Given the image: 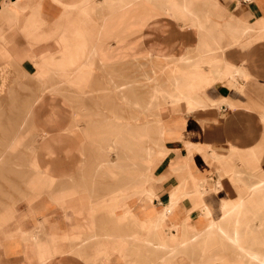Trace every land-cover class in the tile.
<instances>
[{
  "label": "crops",
  "instance_id": "obj_1",
  "mask_svg": "<svg viewBox=\"0 0 264 264\" xmlns=\"http://www.w3.org/2000/svg\"><path fill=\"white\" fill-rule=\"evenodd\" d=\"M92 2L100 5L102 0H0V58L8 50L15 66L34 80H51L48 86L55 87L62 78L56 66L71 56L68 32L85 30L84 23L76 26L66 16L85 15ZM212 4L213 14L222 21H213L208 29L227 32L222 42L227 48L212 68L203 70L208 74H197L198 86L191 87L190 95L205 106L189 112L193 104L182 101L181 111L176 105L173 118L167 119L170 124L163 122L165 144L175 152L159 161L157 181L134 184L133 166L128 165L131 151L130 156L126 151L120 181L89 176L90 152L72 132L87 131L80 125L83 119L75 120L71 102L47 94L31 131L38 146L35 178L43 181L34 189L43 187L44 192L25 202L24 210L21 202L13 204L17 218L0 228V264H182L184 257L192 264H214L213 247L197 246L198 231L192 224L203 227L220 218L223 205L246 203L251 190L264 181V0ZM168 19L158 17L145 29L142 47L161 48L175 57L187 51L195 55L197 30ZM85 41L89 48L100 44ZM52 110L56 117L49 121ZM40 126L48 129L45 134ZM60 150L72 160L65 174H59L56 162ZM246 159L257 164L255 172L244 166ZM240 187L247 191L240 193ZM149 190L154 198L143 194ZM135 192L141 194L134 197ZM4 206L5 201L0 210ZM203 206L212 213L201 214ZM255 233L261 237V231Z\"/></svg>",
  "mask_w": 264,
  "mask_h": 264
},
{
  "label": "rangeland",
  "instance_id": "obj_2",
  "mask_svg": "<svg viewBox=\"0 0 264 264\" xmlns=\"http://www.w3.org/2000/svg\"><path fill=\"white\" fill-rule=\"evenodd\" d=\"M212 2L213 0H102L100 5L94 2L88 5L90 9H87L85 15L80 17L67 15L71 24L78 26V23H84L85 30L82 32L91 43L96 40V43L100 44L88 47V60L79 74L61 76L55 87L48 86L51 80H44L48 86L47 89L44 88L45 90L37 79L34 80L24 70L15 66L6 50L5 55L0 58V203L5 201V206L0 210L1 229L17 218L13 204L21 202V208L24 210L25 202L35 199L36 195L44 192L43 187L34 189V185L43 182L35 178L34 151L38 146L31 132L37 124L36 114L39 105L33 106L32 110L29 106L33 105L37 96L44 95L43 100L47 94L51 96V91H57L58 97L74 105L76 110L72 111V115L76 121L83 119L80 125L85 126L87 131L81 134L79 129L75 128L72 132L90 152L88 166L93 169L89 170L91 172L89 176L99 179L105 177L107 182L120 181L121 177H125L126 151L130 156L129 149L132 147V159L128 158V165L133 166L134 184L147 181L146 176L153 169L155 171L152 174H156L157 163L164 160L168 150H162L158 154L152 152L150 157L155 161H148V155L144 154L143 149L145 147L149 150L153 147L152 144L157 142L164 146V141L160 140L156 131L158 122L165 121V124H170L171 121L167 119L173 118L176 105L178 111H181L179 104L183 100L179 99L180 101L177 100L176 103V100L168 99L171 96H191V87L198 86L195 77L199 71L209 69L227 48L222 42L228 33H220L218 29L212 32L208 29L211 28L210 24L213 21L219 23L222 21V18L213 14ZM161 16L171 17L182 22L183 27H193L197 30L199 44L195 55L187 51L175 57L173 53H165L161 48L142 47L145 29ZM172 19L167 21L173 23ZM94 52L97 53L92 56L91 53ZM96 57L99 58L94 61ZM205 73L208 74V71L200 72L202 76ZM191 74L194 76L191 77ZM156 85L160 90L158 98L161 109L159 112L156 109L145 111L144 108L154 96ZM30 110L34 112L32 117L29 116ZM49 114L47 119L52 121L54 117L51 118ZM40 127L45 134L48 129ZM21 139L23 142L18 143L17 141ZM113 143L117 148L109 152ZM113 160L116 161L114 163L117 169H103L101 174L98 169L100 164L109 161L111 163ZM56 162L59 163V174H65L70 167L69 163L72 164V160L67 158L63 150L58 153ZM243 162L246 168L255 172L253 167L257 164L247 159ZM149 165L152 170L150 168L147 172L145 167ZM72 167L76 169L74 164ZM75 169L71 170V173ZM31 182L33 186L30 185ZM98 188L99 191L105 189L100 185ZM255 190L257 191L251 190L247 195L245 204L242 201L236 225L237 233L234 236L244 249L251 252L259 250L261 252L256 253L264 256V181L257 185ZM240 191L243 193L247 190L240 187ZM153 213L152 206L150 214ZM24 218L26 220L28 217ZM5 220L7 221L3 223ZM255 220L259 222L256 223ZM167 224L171 225V222ZM25 225L29 228L30 222ZM206 225L207 223L203 227ZM192 227L196 232L201 228L193 224ZM255 231H261V237ZM213 236L208 247H213L214 264H247V260H244L234 246L217 237V234ZM201 240L202 238L197 241V246H201ZM183 261L182 264H192L187 257H184Z\"/></svg>",
  "mask_w": 264,
  "mask_h": 264
},
{
  "label": "bare ground",
  "instance_id": "obj_3",
  "mask_svg": "<svg viewBox=\"0 0 264 264\" xmlns=\"http://www.w3.org/2000/svg\"><path fill=\"white\" fill-rule=\"evenodd\" d=\"M174 1V0H173ZM150 2V1H149ZM180 3V2H179ZM152 4H154V3H152ZM186 4H188V2L186 3ZM123 5V4H122ZM135 5V4H134ZM184 4L182 3V6H183ZM126 6V5H125ZM131 6V5H130ZM153 6V5H152ZM155 6H156V4H155ZM181 6V7H182ZM129 7V6H128ZM157 7V6H156ZM155 7V8H156ZM146 8V7H145ZM152 9H153V7H152ZM164 9H166V8H164ZM183 9V8H182ZM182 11V10H181ZM167 12V11H166ZM184 12H186V10H184ZM165 13V12H164ZM170 13V12H169ZM168 13V14H169ZM187 14V13H186ZM152 16H154V15H152ZM174 16V15H173ZM141 17V16H140ZM157 17V16H156ZM151 20V19H150ZM153 21V20H152ZM200 21V20H199ZM150 22V21H149ZM202 25V24H201ZM217 27V26H216ZM87 35H85L82 31H69L68 32V36H67V38L69 39H71L70 40V42H71V47L69 48V50L71 51V56L70 57H68V58H65V60L63 59V62H61L60 64H58L57 66H56V71L59 73V75L60 76H64V75H67V74H69L70 76H72V75H77V74H79L82 70H83V68L85 67V63L87 62V60H88V54H89V48L85 45V43H86V37ZM95 48H93V50H94ZM97 50V49H96ZM153 52V51H152ZM95 53H97V52H94V53H91V55L93 56ZM164 55V54H163ZM92 56H90V58L92 57ZM162 56V55H161ZM92 61V60H91ZM90 62V61H89ZM219 66L220 65H217V66H215L214 68H213V72H214V69L216 70V69H218L219 68ZM212 68V67H211ZM200 69V68H199ZM198 71V70H197ZM199 72H201V71H199ZM193 74H196V73H193ZM193 74H191V77H192V75ZM194 76V75H193ZM156 79V78H155ZM47 81V80H46ZM46 81H44V80H42V79H38V83L42 86V89L43 90H45L44 88H46L47 89V82ZM155 82V81H154ZM160 82V81H159ZM149 83V82H148ZM157 86V88L155 87V92H154V96H153V98H152V100L149 102V104H148V106L146 107V108H144L145 109V111H150V110H152V109H156V110H158V112L160 111V109H161V104H160V102H159V98H158V93H160V90L158 89V85H156ZM160 86V85H159ZM196 87V86H195ZM52 92V94H51V97L52 98H54V97H56V96H58V93H57V91H51ZM167 92V91H166ZM162 95H163V93H161ZM165 95V94H164ZM167 95V94H166ZM169 95V94H168ZM43 96L44 95H41V96H37L35 99V102L34 103H32L33 105H31V106H29V108H31V110H32V108H33V106H37V105H39L42 101H43ZM183 98V100H185V101H189V102H191L192 104H193V106L190 108V110H189V112H193V110H195L197 107H199V106H205L204 104H202L201 102H198L197 100H195L192 96H184V95H180V96H174V97H170V99H168L169 101H173V100H176V103H177V100H179V99H182ZM198 98V97H197ZM200 98V97H199ZM203 99V98H202ZM206 99V98H205ZM161 100V99H160ZM182 100V101H183ZM207 100V99H206ZM205 100V101H206ZM209 100V99H208ZM180 101V100H179ZM178 101V102H179ZM199 101H200V99H199ZM202 101V100H201ZM65 103H66V101H64ZM207 103L209 102V101H206ZM210 103V102H209ZM208 103V104H209ZM170 104V103H169ZM172 104V103H171ZM170 104V105H171ZM206 104V103H205ZM212 104V103H211ZM211 104L209 105V106H211ZM200 108H202V107H200ZM31 110H30V113H29V116L30 117H32L33 116V113L31 112ZM188 112V111H187ZM186 112V113H187ZM60 113V112H59ZM188 114V113H187ZM50 116H51V118L52 117H56V113H55V111H50V114H49ZM159 117V116H158ZM162 119V118H161ZM159 121V119H157V121L156 122H158ZM146 131V130H145ZM157 132H158V135H159V138H160V140L161 141H164L165 140V138H166V135H167V130H166V128L163 126V123H162V121H159L158 122V128H157V130H156ZM144 140L146 139V138H143ZM171 139V138H170ZM150 140V139H149ZM142 142V141H141ZM151 143H153V142H151ZM164 143H165V141H164ZM186 144H188V143H186ZM153 145V147H150L149 148V150L148 149H146L145 147H144V149H143V151H144V154L145 155H148V161H153L154 159H151V157L150 156H152V152H156L157 154L159 153V152H162V150H168L170 153L171 152H175V149H173V148H171L170 146H167L166 144H164V146L163 145H160L159 144V142H157V143H153L152 144ZM149 146V145H148ZM117 148V147H116ZM115 144L113 143L112 144V146H111V148H110V150H109V152H112V151H115ZM130 151H133V147L132 148H130L129 149ZM168 151H166V152H168ZM170 155V154H169ZM147 158V157H146ZM1 161V160H0ZM155 161V160H154ZM171 162L172 163H174L175 161H174V159L172 158V156H171ZM106 163V164H105ZM111 164H112V166H115V163H114V161H112L111 162ZM111 164H110V161L109 162H103V163H101L100 164V168L101 169H104L105 167L107 168H109V165L111 166ZM118 166H122V165H118ZM156 167H158V163H157V166ZM113 168V167H112ZM148 169V171L150 170V168H151V170H152V167L149 165V167H147ZM170 168V167H169ZM172 168V167H171ZM157 169V168H156ZM108 170V169H107ZM155 171V169H153L150 173H149V175H147L146 177L148 178V182H151V181H157V173L156 174H152L153 172ZM30 182V181H29ZM260 183V182H259ZM30 185H32L33 186V182H31V184ZM202 185V184H201ZM201 187V186H200ZM201 188H204L203 186L201 187ZM256 189V188H255ZM255 189H253L254 191H257V190H255ZM199 190V189H198ZM198 192V191H197ZM199 192L200 193H204V190L202 189V190H199ZM124 194H125V192H123ZM255 193V192H254ZM137 194H141V192L139 193V192H135V193H133L132 194V196H137ZM145 196H148V197H151V198H154L155 197V194H154V192L152 191V190H149V191H144V193H143ZM201 196V195H200ZM142 197V196H141ZM240 203V202H239ZM243 204H245V203H243ZM242 202L239 204V205H230V206H226V205H223L221 208H220V210H221V216H220V218L219 219H212V220H210L208 223H207V225L206 226H204V227H201V228H199L197 231V241L199 240V239H201V237H202V242H201V247H203V248H205V247H208L209 245H210V243H211V239H212V236L214 235V234H217V237H219V238H222V239H225L226 240V242H228L229 243V245H232V246H234L235 247V249L237 250V252L244 258V260L246 259L247 261V264H249V263H259V264H264V256H262V255H260V254H257V253H255L254 251L253 252H251L250 250L249 251H247L246 249H244L241 245H240V243H239V241H238V239L234 236L235 235V233H237V229H236V225H237V223H238V215H239V213H240V210L242 209L241 207H242ZM172 209V208H171ZM244 210V209H243ZM199 212L201 213V214H207V215H210L211 213H212V210L209 208V207H207V206H203V207H201V208H199ZM245 212V211H244ZM165 214V213H164ZM167 214V213H166ZM164 218V217H163ZM185 223V222H184ZM187 223V222H186ZM185 225V224H184ZM183 226V225H182ZM156 227V226H155ZM184 227V226H183ZM256 226H254V228H255ZM156 228H158V227H156ZM192 228V227H191ZM190 228V229H191ZM253 228V229H254ZM182 229H184V228H182ZM159 230V229H158ZM185 230V229H184ZM156 231V230H155ZM187 234V233H186ZM196 235V234H195ZM194 235V236H195ZM214 237V236H213ZM174 238H176V237H174ZM185 238V237H184ZM194 238V237H193ZM215 238V237H214ZM243 238V237H242ZM218 239V238H217ZM160 241V240H159ZM166 241V240H165ZM185 241H187V240H185ZM216 241V240H215ZM172 242V241H171ZM188 242V241H187ZM241 242V241H240ZM160 243V242H159ZM189 243V242H188ZM191 243V242H190ZM162 244V243H161ZM165 244V243H164ZM181 244V243H180ZM192 244V243H191ZM163 245V244H162ZM176 245V244H175ZM187 245H189V244H187ZM168 246V245H167ZM167 246H166V249L168 250V248H167ZM181 246V245H180ZM184 246V245H183ZM158 247V246H157ZM156 247V248H157ZM190 247V246H189ZM182 248V247H181ZM180 248V249H181ZM252 248V247H251ZM173 249V248H172ZM179 249V250H180ZM185 249V248H184ZM193 250V249H192ZM164 251V250H163ZM166 251V250H165ZM169 251V250H168ZM174 251H176V247H175V250ZM196 251V250H195ZM206 251V250H205ZM231 251V250H230ZM171 252V251H170ZM173 253V252H172ZM182 253H184V250H183V252ZM168 255V254H167ZM171 255V254H170ZM169 255V256H170ZM173 255H175V254H173ZM172 256V255H171ZM175 256H177V255H175ZM167 258V257H166ZM165 258V259H166ZM133 259V258H132ZM164 259V260H165ZM235 259V258H234ZM195 260V259H194ZM243 260V261H244ZM173 261H175V263H176V259L175 260H173ZM140 262V261H139ZM194 263V262H193ZM166 264V263H165ZM169 264V263H168Z\"/></svg>",
  "mask_w": 264,
  "mask_h": 264
}]
</instances>
